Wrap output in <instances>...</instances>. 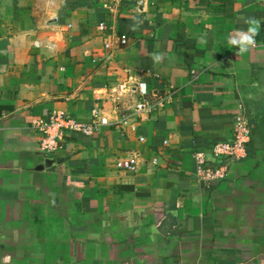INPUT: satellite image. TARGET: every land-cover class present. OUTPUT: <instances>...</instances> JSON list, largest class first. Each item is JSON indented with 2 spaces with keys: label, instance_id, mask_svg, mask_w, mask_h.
<instances>
[{
  "label": "crops",
  "instance_id": "0c3cea01",
  "mask_svg": "<svg viewBox=\"0 0 264 264\" xmlns=\"http://www.w3.org/2000/svg\"><path fill=\"white\" fill-rule=\"evenodd\" d=\"M263 42L259 0H0V264H264ZM138 80L174 94L124 132ZM240 107L246 156L199 181L192 149L229 141ZM94 108L107 125L39 151L34 118Z\"/></svg>",
  "mask_w": 264,
  "mask_h": 264
},
{
  "label": "built area",
  "instance_id": "2783aa9c",
  "mask_svg": "<svg viewBox=\"0 0 264 264\" xmlns=\"http://www.w3.org/2000/svg\"><path fill=\"white\" fill-rule=\"evenodd\" d=\"M264 2V0H259ZM98 30L104 32V24L98 25ZM126 38H121L120 43L124 44ZM264 45V42H263ZM106 48L110 43L104 44ZM194 74L195 71L191 70ZM122 85L114 90L115 101L122 95ZM138 98L128 106L129 112L121 114L116 121V126L122 131L136 130V118L143 119L148 113L162 108L174 94L171 86L169 90L153 95L150 93L145 80H138L136 83ZM90 120L81 122L68 116L64 112L54 111L44 117L34 118L30 123V129L39 136V151L43 154H51L59 147L66 132L76 131L84 135H92L108 124L107 118L100 114L97 108L92 109ZM231 139L229 141L215 142L208 150L196 147L192 149L191 156L195 163V172L201 182H212L224 180L228 175V165L231 159H241L247 154L246 144L250 139L251 125L242 107L235 114ZM139 141H143L142 136H138ZM166 144V141H164ZM152 164L157 163V159L151 160ZM115 167L128 173L137 170V161L133 153H129L115 163Z\"/></svg>",
  "mask_w": 264,
  "mask_h": 264
},
{
  "label": "clouds",
  "instance_id": "9594fccd",
  "mask_svg": "<svg viewBox=\"0 0 264 264\" xmlns=\"http://www.w3.org/2000/svg\"><path fill=\"white\" fill-rule=\"evenodd\" d=\"M255 28L250 27L247 31H237L235 36L229 37V43L236 46L240 51H246L254 43Z\"/></svg>",
  "mask_w": 264,
  "mask_h": 264
},
{
  "label": "water",
  "instance_id": "95a60500",
  "mask_svg": "<svg viewBox=\"0 0 264 264\" xmlns=\"http://www.w3.org/2000/svg\"><path fill=\"white\" fill-rule=\"evenodd\" d=\"M43 167V165L42 166H39V168H42Z\"/></svg>",
  "mask_w": 264,
  "mask_h": 264
}]
</instances>
